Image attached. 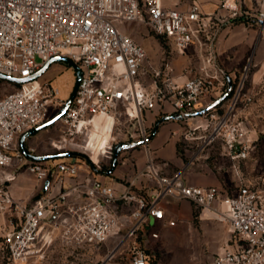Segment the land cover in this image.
I'll return each instance as SVG.
<instances>
[{"label": "built area", "instance_id": "2783aa9c", "mask_svg": "<svg viewBox=\"0 0 264 264\" xmlns=\"http://www.w3.org/2000/svg\"><path fill=\"white\" fill-rule=\"evenodd\" d=\"M220 4L233 17L246 12L242 0H221ZM255 16L264 41V9ZM118 20L147 24L157 36L171 39L177 53L183 54L190 44L202 46V37L211 39L214 17L204 13L197 1L180 10L163 0H0V73L30 77L53 56L66 57L80 67L75 96L58 120L60 135L50 143L57 151L79 149L89 158L82 170L76 160L37 158L35 148L27 147L26 141L23 148L21 137L50 119L51 105L66 101L50 80L13 82L14 90L0 98V210L15 216L14 227L5 236L9 260L32 264L56 242L97 248L113 238L121 244L136 237L149 217L154 228L158 222L173 226L176 221L167 220L160 205L163 198L172 197L190 201L237 236L234 249L201 264H264L263 176L241 183L234 192L216 185L196 186L181 171L166 174L169 162L149 150L155 120L150 121L148 113H179L188 123L204 101L210 107L227 90L224 74L210 69L212 52L192 78L180 81L169 67L149 72L146 48L122 31ZM251 63L250 59L225 103L201 112L207 123L204 136L191 134L200 124L184 134L188 141L202 140L189 162L213 144H219L223 156L232 162L256 152L250 125L241 118L253 99L245 91ZM99 115L111 118L110 140L99 160L109 157L119 143L138 142L149 152L145 170L158 183L156 194L147 197L136 191L133 180L117 192L88 171L97 160L81 146ZM23 167L38 181L49 180V189L41 188L28 199L16 197L14 187ZM150 235L158 238L159 232L152 230ZM131 263L149 264L144 248L133 246Z\"/></svg>", "mask_w": 264, "mask_h": 264}, {"label": "crops", "instance_id": "0c3cea01", "mask_svg": "<svg viewBox=\"0 0 264 264\" xmlns=\"http://www.w3.org/2000/svg\"><path fill=\"white\" fill-rule=\"evenodd\" d=\"M193 1H197L200 4L204 13L212 14L214 17V22L209 30L211 39L204 36V47L203 45L200 46V53H203L204 48V62L206 58L211 57L212 52L214 65L210 69L212 71L218 69L224 74L226 81L228 75L233 84L243 75L249 60H252L245 83V91L252 95L253 99L249 106L242 111L241 118L249 123L251 129L249 136L256 140L257 150L248 159L232 162L223 156L219 144H213L202 148L198 156L192 162H189L194 152L198 150L197 146L202 140L201 138H193L188 141L184 138V134L189 128L185 130L179 123L185 121L183 118L163 121L157 132L151 135L149 150L157 159L169 162L168 167L164 171L166 174L171 175L181 171L184 179L190 184L196 186L216 185L221 189L234 192L241 183H252L258 179L259 175L263 176L262 167L259 168L257 164L264 157L262 137L264 134V41L261 40V43L258 41L256 30L252 27L254 22L258 23L255 16L256 11L252 10L251 6L248 5L252 4L254 6L256 0H242L246 10L245 14L248 15L246 18L242 15L231 16L221 7V0H163L165 5L180 10H186ZM259 1L260 8L258 10L264 9V0ZM235 22H239V24L233 26ZM194 45L199 46L194 43L187 46V49L192 47L194 51ZM184 52L186 53V51ZM184 55L186 56V54ZM188 57H191V55L184 57V59L186 60ZM200 57H202V54ZM193 69L191 67L187 72L172 69L171 73L182 81L199 74L197 70L194 71ZM207 107L208 102L204 101L199 109L195 111L194 120H190L193 125L188 127L194 128L197 124L201 125V128L197 129L198 131L191 132L192 136H204L207 123H199L198 118H201V112H204ZM172 114L160 113L156 116L154 113H148L149 120H155L153 130L159 119ZM108 121H110L109 117H99L98 120L100 123ZM197 133L199 134L195 135ZM189 145L196 146V149L192 151L190 156L187 155L184 158L180 154V148L187 149L185 147L188 146L190 148ZM124 150L122 154L128 155L124 159V164L120 165L121 167H115L112 172H107L102 179L113 185L117 192L124 191L129 181L133 180V187L136 191L147 197L156 194L159 188L158 183L145 170L149 156L146 147L137 145ZM160 205L165 210L166 219L175 220L176 224L169 226L158 222L154 228L150 226L153 219L149 217V221L141 223L137 232V236H139L138 242L141 246L143 245L147 248L157 247L159 244L176 246L170 257L172 259L176 255L177 247L181 244V241L188 236L189 232L193 235L191 228L194 218H197L203 234L204 225L206 227L213 226L216 230L212 233H205L206 241L210 244L207 250L204 249L207 252L206 255L213 254L219 249L217 247L218 244H221L225 239V227L222 222L220 223L210 217L207 212L201 213L199 208L185 199L178 200L172 197H165L160 201ZM123 210L125 209L123 208ZM152 230L158 231L160 236L152 238L150 235ZM134 240L135 237L128 238L119 244L116 239L112 238L102 244L101 246L107 247L105 255L109 258L106 263L102 264H123L120 259L124 257V253L127 254L131 244H134Z\"/></svg>", "mask_w": 264, "mask_h": 264}, {"label": "rangeland", "instance_id": "374dc122", "mask_svg": "<svg viewBox=\"0 0 264 264\" xmlns=\"http://www.w3.org/2000/svg\"><path fill=\"white\" fill-rule=\"evenodd\" d=\"M248 5L251 6L250 8L252 10L257 11L260 8V1L256 0L254 6H252V4ZM242 16L246 18L248 15L243 13ZM238 24L239 22H235L233 26ZM117 25L122 31L131 35L134 40L146 48L148 52V58L145 61V69L147 71L151 72L153 69L169 67L171 68L170 71H172V69L177 71L178 69L181 72H187V70L192 67L194 68V71L197 70V72L200 73V67L204 63V48L203 53H200V46L197 47V45H194V51L192 50V47H190L189 49H185L186 53L184 52L183 54H179L177 53L175 44L171 39L169 40L167 38L157 36L145 23L118 20ZM252 27L256 30L258 41L261 43L262 41L260 36L262 29L260 24L254 22ZM202 43L204 47V37H202ZM184 54H186V56L191 55V57H188V59L185 60L184 57L186 56ZM201 54L202 57H200ZM39 79L50 80L53 85L59 89L60 92L58 93V96L66 101L74 89L76 75L74 68L65 60H55L48 66L46 71L41 76H39ZM15 87L16 86L13 82L0 78V98L11 93ZM63 105L64 104L51 105L49 110V118L53 117ZM98 120L99 118L95 120V128L99 131V133H92L81 147H85V151H87L94 160H97V162L90 165L88 171L102 179L105 174L110 171L113 165L115 150L110 154L109 157H104L99 160L100 155H103V152H105L106 144L110 140L111 120L105 123H100ZM198 121L199 123L206 124V121H204L203 117L198 118ZM179 123L185 128V130L189 128L188 126L193 125L191 121L190 123L185 121ZM198 134L199 133L195 135ZM59 135V122L57 121L48 127L29 133L25 140L26 146L34 147L36 157L39 159L54 158L55 160H65L70 162L76 160L78 161V164L82 166V170L86 168L87 160H89L86 153L79 149L57 151L51 146L50 141L59 137ZM96 135H99L97 139L95 138ZM262 137L264 142V134ZM195 149L196 146L192 145L190 148L188 147L187 150L180 148V154L185 158L187 155L190 156L192 151ZM124 151L125 150L119 154L116 167L124 164V159L128 156L127 154H122ZM59 154H64V156H60ZM257 166L259 168L262 167L264 176V157L259 160ZM41 188L44 191L48 190L49 180L45 182L38 181L34 175L27 172L23 167L18 176L17 184L14 187V194L16 197L28 199L29 197L35 195L36 192ZM14 217L15 216L12 213L3 212L0 210V264H13L8 258L5 236L14 227ZM222 224L225 227V239L221 244H218L217 247L219 249L213 254L206 255L207 252L204 250H207L210 245L206 241L207 238L205 233L208 234L215 232V227H206L204 225L203 234L199 220L194 218L191 228L193 235H191L190 232L188 233V236H186L183 241H181V244L178 245L176 255H174L172 259L170 257L172 256L176 246L169 244H159L157 247L155 246L147 248L139 244V236H136L134 244H131L127 254L124 253V257L121 258L120 261L123 264H132L131 257L133 253V246L137 245L138 247L145 249L149 264H201V262H203L206 258H209L214 254L221 253L225 250L234 249L236 247L237 236L229 231L226 224ZM106 249V246L97 248L88 246L72 248L63 246L61 243L56 242L47 250L42 258L33 262L32 264H102L109 260V258H107L108 256L106 257L105 255L107 251Z\"/></svg>", "mask_w": 264, "mask_h": 264}, {"label": "water", "instance_id": "95a60500", "mask_svg": "<svg viewBox=\"0 0 264 264\" xmlns=\"http://www.w3.org/2000/svg\"><path fill=\"white\" fill-rule=\"evenodd\" d=\"M55 60H65L67 63H69L73 68H74V71H75V75H76V80H75V86H74V89L71 93V95L69 96V98L66 100L65 104L62 106V108L53 116L51 117L50 119H48L47 121H45L44 123H42L41 125L33 128L32 130H30L29 132L25 133L22 137H21V146L24 148L25 146V140H26V137L29 133H32V132H35L39 129H42V128H45V127H48L52 124H54L55 122H57L66 112L67 108L70 106L74 96H75V92H76V89H77V86L80 82V79H81V69L78 65L74 64L73 62H71L68 58L66 57H62V56H53L52 58H50L44 65L43 67H41L35 74H33L32 76L30 77H10V76H7L5 74H2L0 73V78L2 79H7L11 82H16V83H22V82H25L27 80H30L32 78H37L39 76H41L45 71L46 69L48 68V66ZM227 84H228V87H227V90L225 91V93L218 99L216 100L210 107L206 108L204 111H206L207 109L211 108V107H214L216 105H218L219 103H221L223 100H225L228 95L230 94L231 90H232V80L231 78L227 75ZM183 116L180 115L179 113H176V114H172V115H167V116H163L161 119L158 120V122L156 123L155 125V128L153 130V133L152 135H154L160 124L167 120V119H182ZM139 143L138 142H124V143H119L118 145H116L115 147V153H114V161H113V165L110 169L109 172H112L115 167H116V162H117V159H118V156L119 154L124 150V149H128V148H132V147H135L137 146ZM60 156H64V154H59Z\"/></svg>", "mask_w": 264, "mask_h": 264}, {"label": "bare ground", "instance_id": "6f19581e", "mask_svg": "<svg viewBox=\"0 0 264 264\" xmlns=\"http://www.w3.org/2000/svg\"><path fill=\"white\" fill-rule=\"evenodd\" d=\"M99 117H108V116H105V115H99V116H97V117H95V119H94V125L90 128V131L88 132V137L93 133L94 134V132H98L99 133V131L95 128V120L97 119V118H99ZM110 118V117H109ZM110 120H111V118H110ZM99 137V135H96L95 136V138L97 139Z\"/></svg>", "mask_w": 264, "mask_h": 264}, {"label": "trees", "instance_id": "16d2710c", "mask_svg": "<svg viewBox=\"0 0 264 264\" xmlns=\"http://www.w3.org/2000/svg\"><path fill=\"white\" fill-rule=\"evenodd\" d=\"M160 37V36H159ZM163 38V37H162ZM235 85V82H233V86ZM231 93V92H230ZM227 99V98H226ZM226 99L223 101V102H221V104H223V103H225L226 102ZM220 104V105H221ZM219 109H220V111H221V108L219 107Z\"/></svg>", "mask_w": 264, "mask_h": 264}]
</instances>
